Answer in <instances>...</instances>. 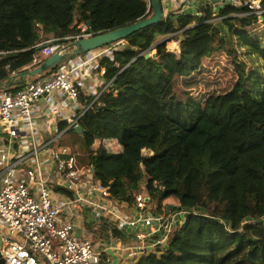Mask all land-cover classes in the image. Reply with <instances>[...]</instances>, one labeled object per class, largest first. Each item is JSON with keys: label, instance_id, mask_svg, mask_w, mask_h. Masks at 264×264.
<instances>
[{"label": "trees", "instance_id": "trees-1", "mask_svg": "<svg viewBox=\"0 0 264 264\" xmlns=\"http://www.w3.org/2000/svg\"><path fill=\"white\" fill-rule=\"evenodd\" d=\"M29 1L0 2V51L11 52L0 60V88L9 91L36 78L21 74L45 60L32 63V46L41 40L36 23L49 39L75 34L82 22L97 34L152 15L145 0H39L54 5L65 22L60 27L56 17L48 20L27 8ZM238 1L220 12L226 30L208 21L210 13L193 25L191 17L172 13L125 37L126 44L99 63L104 80H111L109 89L95 100H81L91 106L77 121L82 138L76 153L113 198L131 202L144 184L158 210L200 208L175 227L162 254L147 252L137 264H264V223H255L264 215L263 78L240 63L228 88L191 93L204 59L217 51L238 57L230 47L233 37L264 63V46L247 30L264 23V13L259 18L245 4L252 0ZM260 6L264 10V0ZM233 13L240 14L225 17ZM158 36L178 39L179 54L168 52ZM248 216L252 221L243 223ZM112 234L123 236L115 228Z\"/></svg>", "mask_w": 264, "mask_h": 264}, {"label": "built area", "instance_id": "built-area-1", "mask_svg": "<svg viewBox=\"0 0 264 264\" xmlns=\"http://www.w3.org/2000/svg\"><path fill=\"white\" fill-rule=\"evenodd\" d=\"M145 1L147 14L151 1ZM163 2L160 0L161 5ZM231 3L240 4L238 0H231ZM245 4L254 9L259 18L262 17L264 10L260 0ZM35 26L41 29L39 23ZM78 29L73 35L38 41L32 46L36 48L32 63L60 51L65 42L95 34L85 22L80 23ZM120 42L76 55L69 61L64 59L57 69L42 72L15 91L0 88V132L6 135L7 141L5 146L0 147V221L6 226V230L0 228V254L4 264H101V254L108 247L99 250L92 237L76 233L72 220L73 208L77 203L113 218L116 228L121 229L124 225L136 228L135 238L142 243L138 250L145 249L143 243L146 238L157 235L147 245L149 251L157 254L164 252L171 233L177 227L176 221L183 218L185 208L175 206L166 214H155L156 205L152 206L151 196L146 201L142 192H134V203L141 213L136 218L125 220L115 211L114 198L108 187L94 179L92 165L84 168L78 162L77 153L69 148L55 149L59 139L57 135L48 141L42 140L39 135L35 103L43 97H52L54 101L60 97L77 103L80 99L82 72H87L90 77L97 74L103 76L105 67L100 66V60L102 57L111 58L112 51L120 47ZM9 54L10 51H0V60ZM148 55L151 56L150 52ZM5 68L9 69V64ZM95 68L98 73L93 71ZM110 83L111 80L104 81L101 90L94 93L93 100L107 91ZM90 106L84 105L80 113L72 117L61 107L59 115L69 120L65 132L77 124L79 117ZM48 148L53 168L51 171L49 165L43 168L39 165L41 153ZM30 160L34 162L28 163ZM56 181L73 191L72 200L56 197L53 190ZM67 210L69 213H65ZM148 227L151 229L147 230Z\"/></svg>", "mask_w": 264, "mask_h": 264}, {"label": "crops", "instance_id": "crops-1", "mask_svg": "<svg viewBox=\"0 0 264 264\" xmlns=\"http://www.w3.org/2000/svg\"><path fill=\"white\" fill-rule=\"evenodd\" d=\"M171 1L173 5V11L171 10L169 11H171L175 15L178 14L180 15L184 5L181 3L180 0H171ZM214 1H215L214 4H210L209 6H203L200 11L197 9V12L194 14H181V15H187L191 17L192 25H193L196 23V18L204 17L206 13H210L211 18L208 21L213 23V26L221 28L222 30H226L222 22L224 17L220 15V12L225 6L230 4L227 2V0L225 1L214 0ZM168 14L164 13L165 16ZM239 14L240 13L237 14L233 13L225 17L236 16ZM39 34L41 40H49L55 38L53 35H51L49 39H45L43 37L42 28L39 30ZM71 56H76V55L70 54L68 56L67 61L73 59ZM97 70L98 69L96 68L93 69L94 72L98 73ZM13 79L16 82L17 77L14 76ZM80 81L82 83V86L80 88V99L77 103L60 99V97L56 101H54L52 97H43L38 102L35 103L34 113H35V118L37 120L38 132L42 140L48 141L54 135H57L60 138L63 134L68 132V131L65 132V130L69 125V120L66 117L59 115L60 112L59 110H61V107L64 109V111L68 116L70 117L76 116L77 114L80 113L81 109L85 105V103L81 100H83V98L84 99H88L89 97L93 98L94 93H97L98 91L101 90L105 80L103 76H100V74L90 77L87 72H82ZM25 82L22 84L24 85ZM63 122H65L67 126L61 130L60 127L62 126ZM6 143H7L6 135L0 132V147L5 146ZM98 144H99V140L97 139L94 140L92 143V148L95 149L98 146ZM15 145L16 144H14V146ZM70 147H66V148H69L71 150ZM54 148L58 149L56 145L54 146ZM15 153L16 152H13V154ZM32 162H34V160L28 161V163L30 164ZM78 162L84 168L89 166L87 164H81L79 159ZM39 165L41 166V168H43V166L49 165L51 167L50 171L53 170L49 148L41 153L39 159ZM53 190L57 198L68 199V200H72L74 198L73 191L65 188L60 181H56L55 184H53ZM136 192H142L143 194H146L149 198V193L147 192L144 184H141L140 189ZM113 204L115 207V211H117V213H120L125 218V220H131L133 218H136L141 213L136 208L134 199L131 202H127L114 198ZM151 204L155 205L154 200H151ZM65 213H69V211L67 210ZM73 213L74 216L72 221L75 224V231L77 234L89 235L90 237H92L95 247L98 248L99 250H102L103 247H108V249L101 254V264H137L140 256L146 254L147 252H151V250L149 251L147 249V245L151 243L152 239L157 238V235H153L150 238H146V240L143 243L145 249L138 250V246H140L142 243L141 241H138L135 238V233L137 230L136 228L131 229L129 227H126L125 225L122 226L121 229L116 228L113 222L114 221L113 218L109 216H105L101 213H97L88 206L80 203H77V206L73 208ZM154 213L164 214L158 212L156 206L154 209ZM114 228L120 230L123 233V236L114 237L112 234V230ZM149 229H151V227L147 228V230ZM141 230L143 231L144 229L141 227Z\"/></svg>", "mask_w": 264, "mask_h": 264}, {"label": "rangeland", "instance_id": "rangeland-1", "mask_svg": "<svg viewBox=\"0 0 264 264\" xmlns=\"http://www.w3.org/2000/svg\"><path fill=\"white\" fill-rule=\"evenodd\" d=\"M4 2L5 0H0V2ZM30 6L27 8H34L36 12L41 14L42 16L48 18V20H52V18L56 17V23L58 26H64V20L58 15L55 7L51 3H41L39 0H30ZM164 13L172 14L173 5L171 0H164L162 5ZM171 10V11H169ZM238 26V25H237ZM42 28V27H41ZM77 30L78 27H77ZM247 30L251 34L254 39H260L262 46H264V23L259 21L255 24L250 25L247 27ZM74 31L73 33H75ZM77 33V32H76ZM224 32L221 31V35ZM169 36H158L159 41H167ZM236 37H233V45L230 44V47L235 48L238 50V57L234 58L233 56L228 55L226 52L217 51L211 57L206 58L202 61L203 67L205 68L203 71L198 74L194 80L197 82L196 86H193L191 89V93L193 96H199L200 94L204 93L208 90H219L228 88L233 81H235L238 77V64H243L242 68L245 72L252 71L255 75L261 76L264 82V63L261 58L253 52L251 49L247 47H243L240 43L237 44ZM67 43V42H65ZM120 46H124L126 44L125 40H121L119 43ZM65 45V44H64ZM166 49L170 53H174L176 55L179 54V40L175 39L172 41H167ZM155 50L150 52V55H153ZM69 56V55H68ZM65 58V61L68 59ZM74 58V56H71ZM60 65V63L58 64ZM185 88V87H184ZM186 89V88H185ZM82 138V130L78 124L72 127V130L63 134L57 141L56 147H70L72 151H78L80 148V139ZM107 146L110 148V151L115 153L119 152V146H114L111 148V144L108 143ZM154 206V204H152ZM160 213H167L166 208L162 210H158ZM0 228L6 230V226L1 223L0 221ZM98 245V244H96Z\"/></svg>", "mask_w": 264, "mask_h": 264}, {"label": "water", "instance_id": "water-1", "mask_svg": "<svg viewBox=\"0 0 264 264\" xmlns=\"http://www.w3.org/2000/svg\"><path fill=\"white\" fill-rule=\"evenodd\" d=\"M151 1V8H152V15L148 16L146 18L137 20L136 22L111 29L105 32L93 34L92 36L85 37V38H79L76 40H72L70 42H67L60 51L54 52L52 55L47 57L40 65L37 67H34L30 70H27L21 74L22 78L26 77H33L40 75L42 72H46L57 66L60 62H62L68 55L75 54V55H81L86 52L92 51L94 49L100 48L102 46L111 44L116 41L123 40L125 37L145 28L152 26L154 24H157L162 20L164 15V10L162 8V5L160 3V0H150ZM181 3L184 5L181 14H194L197 12V9L200 11L203 6H209L210 4H214V0H180ZM225 1V0H224ZM229 4L231 3V0H227ZM194 6V8H193ZM89 26V30L92 31V28L90 26V22H87ZM149 55H146L148 57ZM145 199L146 201L149 200L148 196L146 194ZM174 205H168L167 211H170L173 209ZM186 212L183 215V218L181 220H177L175 225L176 226H182L186 219L189 217V215L192 213V210L198 211L200 208L195 207L194 209L185 208ZM251 217H246L243 219V223L251 222ZM256 224H263L264 223V215L261 216L259 220L255 222ZM225 226H228V222H224ZM0 264H4V259L1 257L0 254Z\"/></svg>", "mask_w": 264, "mask_h": 264}]
</instances>
